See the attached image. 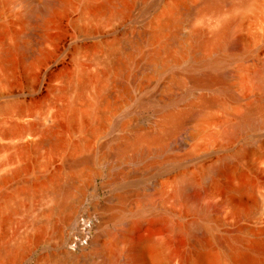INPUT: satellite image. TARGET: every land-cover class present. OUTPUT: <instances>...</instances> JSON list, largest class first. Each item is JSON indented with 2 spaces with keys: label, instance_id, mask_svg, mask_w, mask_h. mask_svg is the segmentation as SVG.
<instances>
[{
  "label": "rangeland",
  "instance_id": "1",
  "mask_svg": "<svg viewBox=\"0 0 264 264\" xmlns=\"http://www.w3.org/2000/svg\"><path fill=\"white\" fill-rule=\"evenodd\" d=\"M105 1L67 0L30 17L48 0H0V264H126L130 241L149 231L170 242L172 259L166 251L148 264H194L185 260L192 226L257 246L264 256V122L234 139L220 135L222 124L236 121L259 95L247 87L245 73L264 61V0L242 12L226 40L238 38L243 51L226 61L236 102L211 108L206 120H187L177 141L148 153L147 161L160 162L148 171H138L132 152L119 149L137 133L162 129L160 101L215 94L190 85L189 77L203 71L192 59L190 35L199 29L206 37L230 6L226 0H132L113 15L102 10ZM149 31L151 42L131 52L125 76L117 74L114 57ZM169 42L177 45V59L147 61ZM183 102L175 108L184 109ZM239 151L248 152L239 162L255 187L227 202L224 186L237 180L215 178L210 170ZM187 181L189 193L202 197L196 210L176 194ZM161 219L182 232H169ZM69 242L78 249L74 263L60 258ZM9 247L16 253L4 258ZM81 247L88 248L83 255Z\"/></svg>",
  "mask_w": 264,
  "mask_h": 264
},
{
  "label": "bare ground",
  "instance_id": "2",
  "mask_svg": "<svg viewBox=\"0 0 264 264\" xmlns=\"http://www.w3.org/2000/svg\"><path fill=\"white\" fill-rule=\"evenodd\" d=\"M226 1V4L230 6L228 8V10L230 9V11H228L229 13H226V16L224 14L221 19L219 17V20H217L218 15L212 19V21L214 19L217 21H211L213 24L210 26L211 30L206 37H202L203 32L199 29L193 30L190 35V38L194 43V47L192 49V59L195 65H198V67L203 69L200 74L189 77L190 85L194 87H211L214 89L215 94L210 97H199V99L195 98L196 100H194L187 99V94H190V92H188L180 96H171L166 100L160 101L158 106L159 108L157 107L158 109L156 111L158 113V117L160 118L159 120L162 129L157 132L137 133L133 135L128 145L119 149V153L121 154H125L127 150H130V152L133 153H131V155H133V163L135 162L136 164H140L138 171L141 169L148 171L153 167H158L160 165V162L157 160L147 161L146 158L148 153L154 149L160 150L168 143L177 141L181 134L179 131L183 125H185L184 123L187 120H206L209 118L208 112L211 108L222 107L226 106L227 103L236 102L237 98L231 91V87L229 85L232 72L227 69L228 67L226 68V63L228 64L226 61L240 56L243 51L239 45L238 38L232 39L230 43L227 44L226 40L231 30L238 26L242 12L247 8L252 9V6L255 4V0ZM131 2L132 0H107L101 4V7L105 12L113 11L115 15H120L123 11H127ZM66 3L67 0H48L44 7L39 8V10L35 9V11H31L29 13L30 15H28L32 17V13H35V15L37 13L41 14L50 8L54 7L53 9H55V7H62ZM212 4L213 5H209L211 8L215 9L218 7L217 5L214 7L215 3ZM207 9L208 8H206V10ZM215 10H218V8ZM165 24L167 30H171L174 27L173 20H169ZM140 38L141 39H133L129 42L127 41L128 43H125L124 46V52L121 53L120 51L121 55L115 56L113 54L115 56L114 58H117L115 61L117 74L125 76L131 62V52L133 53L134 51L140 49L139 47L142 42L149 43L153 39L150 31L147 33L145 32V34ZM10 48L7 50L4 49L5 52L3 51V59H8V56L12 54V49L10 50ZM223 49H226L227 52L222 55L219 52ZM177 50L178 48L176 43L169 42L163 48L148 54L146 59L148 62H151V60L159 57L163 63H167L168 61L177 59L180 56L179 51ZM245 81L247 87L256 89L259 92V95L257 99L246 105L244 111L238 116L236 121L225 122L222 124L223 129L221 130L220 135L225 139L237 138L240 134L253 130L264 122V61L257 68L245 73ZM122 89L123 91L128 90L126 85H122ZM188 91H190V89ZM96 92L98 95L102 93L101 90ZM179 101H184L183 104L187 102V105H185L187 108L184 107V109H176L175 105L176 103L178 104ZM247 153L245 151H241L240 153H237V156L234 155L235 159H224L216 165L214 164L210 170L215 178L220 176L222 177L221 179L229 178L237 180L235 186H230L227 183L224 186L225 194L227 195V202L229 199L237 197L244 192H253L254 190V180L250 177V175H248L246 167H243L244 165L241 166V163L239 162L241 156ZM81 162L87 163L88 159L85 158ZM190 185V182L187 181L183 186L176 189V194L185 202L187 206L196 210V208H198V198L202 199V197L200 195V197L196 198L192 196L193 194L191 193V195L189 193ZM145 192L143 191L142 193ZM58 203L65 204V200L61 199ZM198 210L201 212V209ZM234 210L236 211H234V213H237L235 207ZM161 221L166 223L164 219H161ZM166 228L173 234H179L182 232L180 227L173 226V224L166 223ZM95 229H100V225H96ZM191 230L193 236H190L191 239L189 240V246L192 247V250L185 256L186 261H192L194 264H221L223 260H226L229 264H232L235 259H238L240 262L242 261L241 263L243 264H264V256L261 255L262 249L260 250L257 246H248L249 248H245V245L243 246L239 239L212 237L206 231L204 232L199 230L196 226H192ZM93 244L94 240L90 242L91 246ZM87 249L88 248L86 247L80 248L82 255ZM170 249L171 246L168 240L158 238L152 231H149V233L130 241L126 252V264H148V259L160 258L166 251H168L167 259L170 261L172 259V252ZM2 252L4 254V258H12L14 252L16 253V251H11V249H4ZM60 256L62 261H66L68 263H74L79 258L76 255L68 254L63 250L60 251Z\"/></svg>",
  "mask_w": 264,
  "mask_h": 264
},
{
  "label": "water",
  "instance_id": "3",
  "mask_svg": "<svg viewBox=\"0 0 264 264\" xmlns=\"http://www.w3.org/2000/svg\"><path fill=\"white\" fill-rule=\"evenodd\" d=\"M95 196H96V198L98 199L99 198V193L96 191L95 192ZM91 204H92V202H91ZM78 249H73V243L72 242H69L68 243V246H65V251L68 253V254H71V255H76V251H77Z\"/></svg>",
  "mask_w": 264,
  "mask_h": 264
}]
</instances>
